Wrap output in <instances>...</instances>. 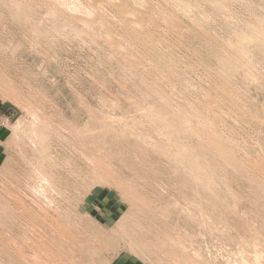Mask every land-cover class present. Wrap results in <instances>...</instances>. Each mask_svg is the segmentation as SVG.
Wrapping results in <instances>:
<instances>
[{
    "label": "rangeland",
    "instance_id": "374dc122",
    "mask_svg": "<svg viewBox=\"0 0 264 264\" xmlns=\"http://www.w3.org/2000/svg\"><path fill=\"white\" fill-rule=\"evenodd\" d=\"M64 1L0 0V264H264V0Z\"/></svg>",
    "mask_w": 264,
    "mask_h": 264
},
{
    "label": "bare ground",
    "instance_id": "6f19581e",
    "mask_svg": "<svg viewBox=\"0 0 264 264\" xmlns=\"http://www.w3.org/2000/svg\"><path fill=\"white\" fill-rule=\"evenodd\" d=\"M64 0H62V2H63ZM61 2V3H62ZM64 4H65V1H64ZM68 4V3H67ZM70 5H71V3H69ZM76 6V5H75ZM66 7H68V6H66ZM236 62V61H235ZM33 132V131H32ZM193 133V132H192ZM196 133V132H195ZM43 134V133H42ZM47 135V134H46ZM195 135V134H194ZM45 136V135H44ZM42 137V136H41ZM40 137V138H41ZM47 137V136H46ZM199 137V136H198ZM201 141V140H200ZM53 182V181H52ZM51 186V185H50ZM204 187V186H203ZM250 227V226H249ZM255 234V233H254ZM239 235V234H238ZM252 237V236H251ZM256 239V238H255ZM242 240V239H241ZM254 240V239H253ZM257 240V239H256ZM240 241V240H239ZM258 242V241H257ZM246 244V243H245ZM254 246H255V244H254ZM256 247V246H255ZM258 247V246H257ZM247 248V247H246ZM255 249H257V248H255ZM253 250V249H252ZM241 252V251H240ZM257 255V254H256ZM255 255V256H256ZM260 256H261V254H260ZM262 256H264V255H262ZM258 257H259V254H258ZM255 257H253V259H254ZM259 259V258H258ZM251 260V259H250ZM253 261V260H252ZM256 261V260H255ZM259 262V261H258Z\"/></svg>",
    "mask_w": 264,
    "mask_h": 264
}]
</instances>
